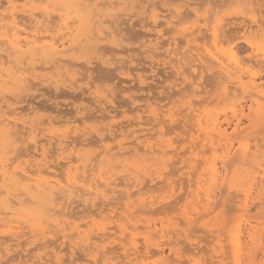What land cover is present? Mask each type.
<instances>
[{"label": "rangeland", "instance_id": "374dc122", "mask_svg": "<svg viewBox=\"0 0 264 264\" xmlns=\"http://www.w3.org/2000/svg\"><path fill=\"white\" fill-rule=\"evenodd\" d=\"M58 1L62 2V7H64L63 8L64 10H62V8H60V10L59 9L56 10L55 13L57 14V12L59 13V11H60L61 14L63 13L62 14L63 17H66L68 20H70L71 23L74 21H75L74 23L78 22V24H75V25H80L82 27V29L79 28L78 31L76 30V32H74V34H76V35L73 36V40H72L73 43L76 42V45L78 47L77 51H76V45H75L74 46L75 48H72L71 50H69L65 54H59V55L43 54V55H39V54L31 53L30 56H28L27 58L26 57L24 58L23 56H15V59H16V61L14 62V64L16 63L15 66L13 65V62H7L5 65V66H7L6 67L7 69H10V71L12 70V74H13L14 78L11 80V82H8L7 76H4L5 79L3 78V80L0 79V97H1L0 105L3 104L2 101H4V104L2 105L3 108H2V106L0 107L1 111L7 112V109L9 110V107H16V106L17 107L22 106L26 110L28 109L27 111H31V113L26 111L24 114L25 115L24 118H27L28 120H30V123L35 124L34 126L37 128V131L35 132V134H38L36 137V140L39 141L38 143L40 146V152L45 150V152L48 153L47 155L44 156V158L42 155H37V161L41 162L44 166L45 165L49 166L50 169H59V170L64 169L63 171L66 172L65 169H67V161H68L67 154L68 153L72 154L73 156H77L78 154H81L80 152H84L85 157L89 160L90 159L89 157H92L91 159H93L96 156L95 154H99L100 153L99 150L102 151L104 149V147H103L104 145L109 146V147L114 146L113 147L114 150H118L119 149V143L121 141H125V140L129 141V140L134 139L135 135L142 134V132L139 131L140 127H146L148 130V127L150 129L152 127V125L157 122L154 119V117L152 116L151 110L157 109V108H163V109H166V112L168 113L169 112L168 110L170 107L171 108L173 107L172 108L173 112L175 109L178 110V111H175V113H176L175 114V118H176L175 123L176 124L174 122L170 123V121L169 122L167 121V123H165V126L163 128V130H167L166 131V132H168L167 135L166 134L164 135L165 138L160 136L158 140H155V143L156 144L158 143L157 146L161 145L163 148L164 147L166 148L168 141H172V142L174 141L175 142V143L173 142L174 146L177 149H175L173 151L176 153L178 152V153H177V155H175L174 152L172 151L169 154H167L168 157L167 156L166 157L168 158V160H166L162 164L159 163V160L158 161L154 160L155 162L152 160H149L148 161L149 163L152 161L151 162L152 164L150 163L151 164L150 167H149V165H147V160H140L139 156H133L131 159H127V161L125 163H123L124 167L119 166L118 168H116L114 170L112 168H109L111 170V172H110V170L109 171L107 170V174H111L113 172H119V174L123 173V174H121L123 177L119 178L118 180L123 179V181L130 183V184H128V185L126 184V186H123L121 188V191L119 190L120 192L118 191L113 196L114 199H113L111 193L107 194L106 196L100 195V196H102L101 197L102 199L99 196H98V198L94 197L92 200L87 199L86 198L87 196L84 197V199H86V201H90L89 204L91 206H92V203L94 200L96 202L98 199L100 200L101 204L99 203V200H98L97 203H99V204H97L95 206V209L97 207H99L100 205H101L100 206L101 209L104 207L110 208L107 211L105 210V213H103V215H96L93 211L94 210L93 206L92 207L90 205L84 206L83 204H81L83 206L78 207V206H76V205H78V203L74 204L75 209L77 211H79V214H80V217H78V222H83L85 220H88V221L93 220V218L91 217L92 215L90 216V214L89 215L87 214V213H89L88 210L91 209V211H93L90 213H92L94 215L95 219L91 222L94 223L96 221L95 222L96 225L91 223L93 226H89V228L87 227L88 230L93 228L91 231L92 234L97 235L98 232L101 233V230L98 229V225L99 226L102 225L101 227L106 226L107 232L109 234L112 233L111 236L108 238V240L106 239L107 241L106 240L98 241V243L100 242L99 247H101V250L99 247H98V249L96 248V250H95V248H94L95 246H93L94 242H92V241L96 240L95 237H94L95 239L90 240L91 244L89 242H86V241H81L80 244H79V242L74 241L72 243L71 241H68V240H70L69 234H71L73 231L71 230L72 231L71 232L70 230L68 231V229H67L64 231L67 234V236H63L62 234H64V233H62L63 232L61 230L62 227H60L59 225L57 226L56 221H54L53 218L51 217L52 216L51 209H49L51 214L48 213L49 211H46L47 207L49 208L50 206L54 205L53 196L45 195L43 193L33 192L32 196H34V197H32L29 193H27L28 190L25 189V182L23 180L19 179V177L17 175L15 176L13 171H11V170H13L12 167L8 168V166H6L8 168L7 169L8 179L6 180V182H4L3 178L0 180V186H1L0 187L1 188L0 189V194H1L0 196H2V197H0V202H3L2 204L0 203L1 204L0 208L7 207L8 201L11 202L12 201L11 199H13L14 201L18 202L17 204H15L16 202L13 203L14 201L12 202L13 204H15L14 207H16V208H14V212L16 211V215H20V217H18L14 213V217L16 216L15 218L17 220H18V218H21V217L23 218L25 216L26 217H25V219L23 218L22 221H20V220L17 221V222L20 221L19 225H21V227L20 228L17 227V233H16L17 236L15 238L8 233H4V236H7V238L3 237V239H2L3 233L0 232V237H1L0 238V244H1V242L6 241L4 244L0 245L1 246L0 247V264H12V263L13 264L14 263L15 264H24L25 262H26L25 264H32L33 260H35L34 256L36 254L40 255V253H41V255H44L43 258H45V259L40 260V261L41 262L44 261L42 263L46 262V264H48V262L50 264H58V262H56L57 261L56 253L62 257L61 260H62L63 264H69V263L74 264L79 259L80 260L76 264H84V263L85 264H95V263L105 264V261H104L105 257H112V260H113L112 263L113 264H115V263H117V264H123V263L124 264H140L139 262L142 260H144L145 263H149V262L151 264L156 263V262L158 263L160 258H161L160 254L152 256V258L150 257V259L149 258H147V259L141 258L140 259V257H142V256H140L139 262L137 261V259L136 260L134 259V261L132 260V262L130 261L128 263L129 259L132 258V256H130V258H129V257H127L126 254L130 251H133L132 247H134V244L131 242L130 238H129V240L126 239V235L122 231H120V230L118 231L117 224L121 220H123V221L126 220V217H127L126 214H129V217L132 218L134 216V214L137 215L138 212H139V214L136 217H133L135 219H133L132 222H135L138 219V221H136L137 223L136 222L135 223H136V225L139 224L140 228H138V230H136L137 231L136 234H138L137 235L138 236V245L142 250L145 249L143 247L145 244L143 237H144V235H146L145 233H147V231H146L147 228L144 226L148 222H150V223L155 222L158 224V227L161 228L164 224H166L167 227L168 226L172 227L171 223L174 221L173 222V224H174L175 221L179 220V221H182L181 225L183 228H181V229L187 230L189 234H191L193 237H196V239H199L200 245L198 246V248H196V250H192L193 245L190 244V241L187 240L185 238V236H182L183 241H181L182 243L180 242V244H178L176 246V249L178 247L177 250L173 251V253L172 252L170 253L169 248H167V252L165 254V259H170L175 264H188L189 258L192 257L194 259L195 258L200 259L202 264H206V263L207 264H216V263L220 264L221 262L219 261V259L224 257V259L226 258V260L223 259L224 260L222 262L223 264H230L231 262L234 263L233 260H231L233 246L230 245V244H232V243H230L231 238L229 239V236H230L229 231L231 232L232 230H230V229H233V227L231 228V226L234 223V220H235V222L239 220L238 219L239 216L240 217L244 216L245 218H248L249 216H247V215H248V212L250 210L251 211L249 213H250V215L253 216L254 219L252 218L253 220L252 219H248V220H252L254 224H255L254 221L257 220L256 217L257 218L261 217V216L264 217V206H262L264 203L262 202L263 204L261 205V201H263V199H264V196H263L264 194L263 195L259 194V196L257 195V198H259L260 196L263 197L262 199L260 197V200H258L256 198V194L259 191L256 192V190L258 188L255 187L254 190H255L256 194L253 190L254 195L252 194L253 197H251V200L256 199L257 201L255 200L254 204L251 201L252 206H250V209L247 210L248 211V212H246L247 214L246 213L244 214V212H241L242 211L241 209L243 207L241 206V209H240V204H241L240 201L243 199L244 195L242 192H239L238 190L240 188H242L243 186L245 188L248 187L249 186V179L246 178V176L240 175V173H238L239 171L234 169L235 167H233L234 170L231 171L232 173L230 172L231 175L229 174V176L226 180L227 182L223 184L224 186L220 185V187H219L220 191L222 190L224 192V190H225V192H226V193L224 192L225 195L223 196V198H221L222 197L221 194H220L221 197H220V195L217 196V197H219V200H220V201L217 200V202H219V203L222 202V205L221 206L219 205L218 208L216 207L217 208L216 210H213L211 208L212 211H210L208 209L206 210V208L203 207V203H201V204L199 203V204H197V206L198 207H199V205L202 206V207L200 206V213L201 214L200 213L195 214L193 216V218H195V219H193L194 221L193 220L192 221L186 220L187 221L186 222L183 219L182 213L184 212V209L185 208L189 209V207H192L194 209L195 208L194 206L196 205L195 202H197V200L192 199L193 196L189 195L188 192H191L193 190V188L195 187L194 184H195V181H197L198 175H194L193 173H196L194 171L199 166L198 165V166L194 167V169L189 168V167H187L188 162H186V161H189V155L191 152L190 147L192 149V146H195L194 144H197L198 142H200V140H201L200 138L203 137L202 135H199L198 133H194L197 131L194 129V128H196L194 125L195 124L194 122H196V121H195V118L192 117V116H194L193 115L194 112H192L193 114L191 113L192 114L191 115L189 112L190 110L189 109L186 110V108L188 106L187 101L190 102L192 100V98L199 99V98L210 97V99L212 101L210 103V104H212V105H210L211 107H214V106L220 107L221 106V109H224L226 107H224L223 104H221V105L217 104L218 101L216 102V100L213 101L214 97H217V95L219 96L221 91H222V89L219 86H220V81H221L220 79H222L223 76L220 75V73H218L217 70L215 71L216 67L214 68L213 66H215V65H211L212 64L211 61H209L210 63L207 62V63H209L208 65H210L209 70H208V74H206L207 73L206 72L204 78L198 79L199 82L200 81H201V83L204 82L203 84H201V85H203V87L199 84V86H200L199 88L202 89L206 86L207 88L204 90H207V91L206 92L203 91L202 93L201 92L200 93L195 92V90L193 89L192 86H190V87H192L191 89H193L194 92L189 90L188 85L190 84V82L189 83H186V82H188L189 79H191L192 75H193V74H189L192 72V71L191 72H189V71L193 70V68H190V67H191V64L193 63V62L191 63L192 59H195L194 58L195 54L193 51L191 53L189 52V50L191 51V48H190L191 46H189V43L186 41V39H187L186 36L183 39V35H185V34L182 35V30H177V27L181 28V27H184L185 25L193 24L195 19L191 15V17L188 20H186L185 22L184 21L181 23L177 22V24L174 22L176 19H178L180 16H182L183 13L185 14L187 12V9H188V11H190V10L194 9L195 7L196 8L198 7L197 9H199V11H202L201 13H203V14H206V12H207L210 15V14H213V11H214V13L219 11V13L222 16L227 17V19H228V17H235L234 18L235 24L230 23L226 28V30H227L226 37H231V36L237 37V35L240 36L241 34H243L242 31H240L241 27L239 24L243 18V13L241 12V10L235 4L234 0H216V1L215 0H212V1L209 0L210 2L208 0H192V1L191 0H180V1L179 0H177V1L176 0H167V1L166 0H131V1L130 0H117L116 3H114L115 2L114 0H110V3H109V0H106L107 2L105 0H96L95 5H91L90 7L83 6L82 8H81V6L78 5L76 0H58ZM103 1H104V4H102ZM112 1H114V2H112ZM170 1H173V2H171V4H170L169 3ZM188 1L190 2V4L192 3L193 5L192 4H191L192 6H189L190 4L187 5L186 3H189ZM195 1L197 2L196 4H195ZM200 1L203 3L202 4L203 7L201 6V3L200 4L198 3ZM97 2H99V4H97ZM204 2H207V3H204ZM136 4H138V5H136ZM148 5H150V6H148ZM92 7L95 8V14H94V8H92ZM169 7H171V8H169ZM206 7L209 9L204 10V9H206ZM255 7L258 9V11L261 10L262 13L260 12V15L263 16L264 11H262V10H264V0H256ZM82 9H84L85 11H82ZM185 9H186V11L184 12ZM75 12H76V14H75ZM55 13H54V15H55ZM116 13H118V14H116ZM166 13H171V14L166 17L165 16ZM187 13H189V12H187ZM258 14H259V12H258ZM73 15H75L77 19ZM106 15L108 18H114V19H109L108 22L111 20V22H109V23L107 22V20H106V22L102 21L104 19H107ZM117 17H118V19H117ZM237 17H239L238 18L239 20L237 19ZM74 18L76 20H74ZM137 19L138 20L140 19V21H137ZM99 20H101L100 21L101 23L99 22ZM167 20L172 21V22H168ZM88 21H94L95 25L86 24V22H88ZM118 21L120 22V24ZM123 21H125V23ZM176 21H178V20H176ZM122 22H123V24H121ZM134 23H137V24L133 25ZM158 23L160 26H158ZM111 24H112V26H111ZM124 24H126V26ZM101 25L108 26L111 30H113L116 34L117 33L118 34L116 35L114 33L111 37H110V35H108L110 37V38H108V36L106 37V35H104V34L102 36L99 32H97V33H96V31L94 32V30L92 32L90 31V30H92L93 26L94 27L96 26L99 29L101 27ZM116 25L120 26L121 29L116 30V29H118V27ZM128 25H129V27H128ZM199 25H200V29L202 31L201 32L200 30H198L199 33L198 32L196 33L197 36H198V34H199V36L200 35L202 36V37L200 36L201 38H199V40L206 39V37L208 38L209 37L208 35L211 34L210 33L211 31H207V29H206L207 28V22L204 20L203 21L201 20V22H199ZM89 26L91 27V29L89 28ZM124 26L126 28L128 27V29H126ZM228 27H229V29H228ZM122 28L125 29V31ZM174 28L176 30H174ZM98 29H96V30L98 31ZM203 29H206V30H203ZM157 30H161L162 31L161 33L165 32L162 35V38L159 37L158 41L161 42L162 41L161 39H163L165 41L162 45L163 46L166 45V46H164L158 50H156L154 47L161 45L162 42L158 43V44H154V42H151L149 40L150 38L154 39L155 37L159 36L157 34ZM117 31H119V32L123 31V32L119 34V32H117ZM141 31H142V35H140ZM138 33H139V35H138ZM96 34H97V37H96ZM89 36H91L93 38H90ZM99 36H101V37H99ZM104 36H105V38L102 39V37H104ZM203 36H206V37L203 38ZM123 37H125V38H123ZM119 39L121 42L119 41ZM175 39H176L175 42H177L178 47L176 46L177 44H175V42H174ZM144 40H146V41H144ZM208 40L209 39H207V41ZM199 42L202 43L201 41H199ZM237 42L239 43V46H241L242 49H244V51H245V52L243 51L244 52L243 56L248 57V56H252L256 53V52L252 51L253 49L248 45L247 41L244 38L238 39ZM77 43H79V44H77ZM107 46H108V48H106ZM112 46H113V48H110ZM103 47H105L107 49V51ZM114 47H116V48L114 49ZM98 48H99V50H98ZM109 48H110V50H109ZM180 48H181V50H180ZM117 49H118V51H117ZM119 49H120V51H119ZM124 50L125 51L127 50V51L125 52ZM152 51H153V53H154V51L155 52L158 51L157 53H159V51H161L160 53L162 55L161 54H159V55L153 54ZM162 51H164V52H162ZM184 51H186V53H185L186 56L183 54ZM175 52H176V55H175ZM177 52H179V54H177ZM163 53H164V56H163ZM169 53L171 54L170 56H169ZM190 55L194 56V57H191ZM171 56L174 57L176 60H177V58H181V57L188 59V60H186V64L183 67V69L180 67L179 68L178 67L170 68V66L168 64L170 61H172V59L170 60ZM35 57H37V59ZM58 57L59 58L62 57L61 59H64V61L62 60L60 62ZM160 58H161V60H160ZM22 59H23L24 63H23V61H21ZM65 60H66V62H65ZM166 61H168V63ZM161 62L163 64H161ZM188 62L190 63V65ZM74 63H76V64H74ZM82 63H84L85 66H83ZM28 64H30V65H28ZM69 64H71V65H69ZM122 64H125V66ZM35 65L37 66L36 68L39 69V70H37V72L41 73V71H42V73L40 74L39 77L33 76L31 73V70H27V67H35ZM50 65L53 66L52 67L53 69L49 68V67H51ZM95 65H97V66H95ZM119 65H121L122 68ZM153 65L155 67H153ZM41 67H48V68H45L44 70H40ZM130 68H131V70H130ZM126 69H127V71H126ZM171 69H173V70H171ZM183 70L186 71L184 75L180 74ZM187 71H188V73H187ZM53 73H54V75H53ZM133 73H134V75H133ZM83 74L86 76V78ZM187 75H189V76H187ZM134 77H135V79H134ZM127 80L128 81L131 80V81L128 82ZM67 82H68V84H67ZM70 86H72V87H70ZM143 86H145V88ZM2 87H3V89H1ZM104 87H107L106 88L107 90H104L105 89ZM108 90H110V91L107 94ZM65 91H66V93H65ZM218 92H220V93L218 94ZM195 93L198 95L196 96ZM199 94H200V96H199ZM156 97H158V98H156ZM173 101L175 102V106H174ZM28 102H29V104H27ZM214 102H215V104L213 105ZM25 104H27V105L25 106ZM146 105H147V107H146ZM148 105H149V107H148ZM157 105H160L161 107L160 106L157 107ZM87 106H89V107H87ZM29 107L30 108L35 107L33 109L34 111H32V109H30ZM140 107H142V108H140ZM144 108L147 109L148 112H146L147 110L144 111ZM184 108H185V110H184ZM103 109H104V111H103ZM182 109H183V111H181ZM141 110H143L144 112H142ZM1 111H0V122H1L0 123V138H2V137L3 138L0 139V142L3 144H0V146H2L4 148L1 147L0 149H2V152L3 153L5 152V153L2 154L1 150H0V154H2L0 157V162L2 163V164L0 163V165H1L0 169L4 170V169H6L4 164L9 163L12 160V159H9V156L11 155V158H13V156L16 153H18V151L16 152V150H14V148H15L14 145L16 146V148L20 147V148H18L20 150V152L21 151L24 152L25 150L26 151H28V150L33 151L35 149V145L33 144L32 136L28 135L27 133L24 134L25 137H24V135L21 137L22 142H20L19 140L17 142V139H16L17 136H15L16 134L14 135L15 136L14 137L13 136L14 133H9L10 131L14 132V130L17 127H15L11 121H8V119H7L8 115L3 114ZM159 111H160V109H159ZM247 112H248V110H247ZM164 113H165V111H164ZM89 114L90 115L93 114L94 116H98V117L91 116L93 118L92 119ZM55 115L59 116V117H63V118L66 117V118H69L72 120L79 118V120H77L78 125L75 124L79 129L75 125H74V128L70 127V126H72L73 123L71 125L70 124H54V125L50 124L49 120L52 119V116H53V118L54 117L58 118ZM106 115L107 116L109 115L111 117H107ZM115 115H117V116H115ZM187 115L188 116L190 115V116L188 117ZM229 115H231V114H229ZM49 116H51V117H49ZM82 116L83 117L85 116L88 119L91 118V120H88L86 118L87 120L85 122H83V120H81ZM103 116L104 117L106 116L107 118L106 117L104 118ZM141 116L144 117V120L148 118L147 120L150 122H148L147 120H146V122H148L149 124L146 123L145 121H142L143 119ZM5 117H6V119H4ZM85 117H84V119H85ZM152 117L154 120L151 119ZM257 117L259 118V115L254 116V119H252L254 123L250 122V120L247 117H244V119H243L244 123L242 124V128L243 129L245 128V129L242 133H244L243 135H245V136H243V135H241V136L245 137V138H247L246 136H248L249 137L248 139H253V138L257 137L259 139V142H258L259 145L261 143L262 146L261 145L260 146L263 148L262 150H264V138H263L264 137V116H263V118H260L258 120H257ZM43 118H44V121H43ZM139 119L142 123L139 121ZM161 119H162V117H161ZM131 121H133V122H131ZM134 121H136V122L134 123ZM152 121H153V123H151ZM129 122H130V124H129ZM173 124H174V126H173ZM178 124H179V126H178ZM166 125H168V126H166ZM12 126H13V128H12ZM103 126H104V129H103ZM156 126H154L149 131H151V132H154L155 130L157 131L158 127L156 128ZM192 126H193V129L191 128ZM7 127L9 129H7ZM171 127H174V128L172 129ZM81 129L84 131H82ZM26 130L27 129H25V132H27ZM79 130H81V131H79ZM116 130L120 136L117 137L115 140H112V138H111L112 134ZM132 130L134 132H132ZM70 131H71L72 135L70 134ZM79 132H80V134H79ZM117 132H114V134ZM39 133H40V135H39ZM52 133L53 134L56 133V134H54L56 136L54 139L49 141L48 137H50L52 135ZM68 133L71 135L70 137H68L69 136ZM81 133H83V136H81L82 135ZM189 133H191V134H189ZM129 135H131V137ZM89 136L91 138H89ZM6 137H7V139H6ZM40 137H41V140H40ZM67 137H68V139H66ZM75 137L77 138L76 139L77 141L80 140L79 145L76 147V151H75V149L74 150L68 149L66 151H63L62 148L65 145H67V143H69L70 140L75 139ZM98 137H99V139L105 138V141L100 143L101 145L100 144L96 145L97 142H96V144H95V142H93V140H95V141L98 140ZM45 138H47V139H45ZM86 138H89V140L87 139L88 141L92 140L91 143H94V144H92V145L88 144L87 146L85 144H83L86 142ZM24 139H26V140H24ZM82 139H84L83 143H81L83 141ZM45 140H46L47 145L45 144ZM178 140H180V142ZM235 140H234L235 142L238 141V139H235ZM53 141L56 143L58 142V143L53 144L54 143ZM193 141H195V142H193ZM196 141H197V143H196ZM163 142L166 144H164ZM161 143H163L164 145H162ZM20 144L22 147L24 145V148H22L24 151L21 149ZM29 144L30 145L33 144V145L30 146ZM176 144L179 145V147H177ZM27 146L30 148H28ZM26 147H27V149H26ZM57 147H59V148H57ZM207 147H205V148H207ZM261 147H260V149H261ZM47 148H49V150ZM194 148H196V149L193 150V154H197L200 151L199 153H200V155H202L203 151L205 150L204 148H202V146H199V143H198V147H194ZM200 148L202 149V151ZM50 149H52V151ZM171 149L172 148H170V151H171ZM8 151H10V152H8ZM96 151H98V152H96ZM207 151H209V150H207ZM212 152L213 151L211 150V152L210 153L207 152V155H206V151H204L206 156H208L209 154L213 155ZM93 154L95 156H93ZM53 155H55V156H53ZM102 155H99V158L102 157ZM2 158H4V159L2 160ZM133 158L136 159V161ZM138 159H139V161H138ZM142 159H145V158H142ZM186 159H188V160H186ZM3 161L4 162L6 161V162L3 163ZM172 161H173V163H172ZM138 162H139V164H138ZM143 162H145V163H143ZM166 162L168 164L170 162L172 163L169 165L170 168H169L168 164L165 165ZM126 163H128V164L125 165ZM157 164H159L160 170H159V167L156 166ZM2 165L4 166V168ZM55 165L57 167L58 166L59 167L58 168L54 167ZM184 165H186V166H184ZM60 166H61V168H60ZM91 166H92V164L88 168H90ZM93 166H95V163ZM142 166H144V167H142ZM135 167H137V168H135ZM147 167H149L150 169H148ZM155 167H156V169H154ZM220 167H221V165H220ZM251 168L253 169V167H251ZM121 169H122V172H121ZM153 169L155 172L153 171ZM150 170L152 171V174H151ZM168 171H170L171 173L169 172V174H167ZM199 171L201 172V170H199ZM233 171H235L237 174L236 173L233 174ZM124 172L127 174H125ZM128 172H129V175H128ZM164 172H166V175H170L171 178L169 176H165V174L163 176ZM142 174L144 175V177ZM158 174H159V176H158ZM124 175H125V177H124ZM136 175L138 178L141 177V179H144V178L146 179L145 183H147V186L149 189L147 190L148 192L145 194V197H147L148 202H150L148 204V206L150 208L148 206L147 207L144 206L145 209L148 210L149 212L146 211L144 209V207H142L143 205L141 204L140 200L137 199L138 197L135 196L136 198L135 197L134 198H135V200H137L138 205H136L135 207L133 206L134 209H133V207L131 209H129V211L131 210V212H132V214H130L125 204L128 200L127 199L128 198V196H127L128 191L129 192L131 191L133 193L134 190L135 191L138 190L136 183L135 182L132 183L133 180H136V179H134V178H137ZM235 175H238V176H235ZM250 175H252L251 172L249 173V176ZM130 176L134 177V178H131ZM153 176H155L156 180L153 178ZM156 176L159 178L157 179ZM164 177H166V178H164ZM242 178H244V180H245V181H242L243 184L240 182H236V181L243 180ZM153 179L157 182H155ZM172 180L175 182H171ZM159 181H160V183H159ZM168 182H171L170 183L171 189H169L170 186L168 185ZM176 182H177V184H176ZM7 183H8V185H7ZM152 184L153 185L156 184V185L153 186ZM234 184H235V186H233ZM236 184H238V185H236ZM239 184H241V185H239ZM172 185H174V186H172ZM12 186H13V188H12ZM175 186L178 188V190L175 188ZM255 186L259 187L258 190L262 189V191H260V193L263 192L264 189L262 187H260L261 186L260 184H257ZM2 188H4V190ZM219 188H218V191H219ZM20 189H21L22 193H20L21 192ZM122 189H124V190H122ZM175 189L177 192L175 191ZM1 191L3 194L1 193ZM14 191H15V193H14ZM26 193L28 194V196H26ZM14 194H16V195H14ZM186 195L187 196L189 195L190 198L187 197ZM27 197H29V199H31V200H27L28 199ZM1 198L3 200H1ZM151 199H152V201H155V202H152ZM191 199H192V201L195 200L193 202L191 201L192 204L190 203ZM6 201H7V204H5ZM108 201H110V202L112 201V203H109V205H107ZM113 202H115L116 204ZM257 202L260 203V205L259 204L255 205V204H257ZM193 203H195V205H193ZM4 204H5V206H4ZM110 204L111 205L113 204L112 207ZM37 205H38V207H37ZM32 206H34V207H32ZM187 206H189V207H187ZM76 207H78V208H76ZM33 208H35V209H33ZM108 208H106V209H108ZM138 208H140L142 210H139ZM39 209H41V211ZM44 209H45V211H44ZM133 210H136V211H134L135 213H133ZM22 211H23V213H22ZM30 211L31 212L34 211V212L38 213L39 217L37 216L38 218H36V216H35L36 213L34 215V212L29 213ZM126 211H128V212L126 213ZM243 211H244V209H243ZM17 212H19V214ZM85 212H86V214H85ZM241 213H242V215H241ZM199 214H200V216H199ZM260 214H261V216H260ZM21 215H24V216H21ZM109 215H111L110 216L111 218L108 217ZM203 215H205V216H203ZM32 216H34L35 219ZM263 217H261V218L263 219ZM39 218L41 220H38ZM45 218H47V219H45ZM123 218H125V219H123ZM261 218L260 219L258 218V220H260L262 222L263 220ZM29 220H30V222H29ZM45 220H47V221H45ZM33 221H37V222L35 223ZM179 221H177L176 224ZM124 222H127V220ZM189 222H192V224ZM15 223H16V220H15ZM29 223H30V225H29ZM40 223H42V224H40ZM49 223L51 224V226L49 225ZM28 225H29V227H28ZM160 225H162V226H160ZM262 225L264 226V222ZM47 226H48V228L49 227L50 228L47 229ZM54 227H55V229H54ZM94 227L96 228V230ZM32 228L33 229L38 228L39 230L37 229L34 231ZM0 229L4 230L5 227L2 226V227H0ZM57 229L59 232L57 231ZM46 230H49L50 232L46 231ZM115 231L118 233H115ZM89 232H87V233H89ZM150 232H151V230H150ZM245 234H247V233L245 232L244 235ZM39 235H41V236L39 237ZM112 235H114L115 237ZM8 236H10V240H7V239H9ZM217 236H220L219 239H222L221 240L222 242L220 243L221 247L219 246L220 252H218V254H220V253L221 254L218 257L215 256V251H214V249H215L214 246L216 245V243L218 241L216 240V242H215L213 240ZM245 236H247V235H245ZM41 237H42V241H41ZM73 239H75V238H73ZM124 239H126V240H124ZM157 239H160V237L159 238L157 237ZM29 240H31V241H29ZM75 240L80 241L79 238H76ZM211 240H212V242L210 243ZM42 242L45 243V245L42 244ZM125 242H126V245L128 247L127 249H125L126 245L124 247ZM257 242H256L257 244L255 242H253V243L249 242L248 244H250V245H248V244L246 245V247L248 248V251H246L247 252V258L246 259H248V261H245V264L246 263L248 264V262H249V264H262V263L264 264V255H263L264 254V246H263L264 240H261V242H259V241H257ZM38 243L40 246L38 245ZM75 243H78V244L75 245ZM260 243H261V246L263 248L260 246ZM85 244H87V245L89 244L92 249L89 247V245L87 246ZM101 245H103V246H101ZM74 246H77V247H74ZM164 246H166V244ZM34 247H36L37 249ZM166 247H168V246H166ZM86 248H87V250L90 248L89 250H91L92 253H93V251H94V253L96 251L97 252L99 251L97 254L96 253L94 254V255H96L95 256L96 259L98 258V260H96L95 257H93L94 255H92V253H90L92 255L91 256L89 254V251L84 250ZM152 248H157V245L153 244ZM32 249H33V251H32L33 253H31ZM249 249H251V250H249ZM255 249H256V252L257 251L258 252L257 253L254 252V254H253V251H255ZM3 250H4V255L2 253ZM55 250H56V252H55ZM52 251H53V253L51 255L50 252H52ZM227 252H229V253H227ZM5 253H6V255H5ZM248 253L250 255L253 254V256L251 257ZM26 254H28V256H25ZM1 255H3V257ZM233 255H234V252H233ZM262 255H263V257L259 258ZM21 256H22V258H21ZM77 256H78V259L75 258ZM7 257L8 258L10 257V260L7 259ZM29 257L30 258L32 257V258L29 260L28 259ZM144 257L146 258V256H144ZM213 257L215 260L213 259ZM249 257H250V259H249ZM72 259H76L77 261L74 260L75 262L71 263L70 260L72 261ZM105 259H107V258H105ZM21 260H22V262H21ZM52 260H55V261L53 262ZM67 260H69V261H67ZM257 260H258V262H257ZM118 261H120V262H118ZM203 261H204V263H203ZM35 262L38 263V261H35ZM211 262H213V263H211Z\"/></svg>", "mask_w": 264, "mask_h": 264}, {"label": "bare ground", "instance_id": "6f19581e", "mask_svg": "<svg viewBox=\"0 0 264 264\" xmlns=\"http://www.w3.org/2000/svg\"><path fill=\"white\" fill-rule=\"evenodd\" d=\"M106 1V0H105ZM115 1V2H114ZM112 2L116 3L117 0H114ZM131 1V0H130ZM167 1V0H166ZM177 1V0H176ZM180 1V0H179ZM192 1V0H191ZM209 1V0H208ZM212 1V0H211ZM216 1V0H215ZM76 2L78 3L79 6H81V8L83 6H88L90 7L91 5H95L96 4V0H76ZM107 2V1H106ZM171 2L173 1H170L169 3L171 4ZM189 2V1H188ZM210 2V1H209ZM235 4L238 6V8L241 10V12L243 13V18L242 20L240 21V31H242L243 34H241L240 36L237 35V37H226V28L227 26L230 24V23H234L235 21V17H224L222 16L219 11L215 12L213 11V14H208L206 12V14H203L201 13L202 11H199V9H197L196 7L190 11H188L187 9V12L189 13H183L182 16H180L178 19V21L175 20L174 23L177 24V22H185L186 20H188L191 15L192 17L195 19L194 23L193 24H190V25H185L184 27H177V30H182V35H183V39L184 37L186 36V41L189 43V46H191V51L189 50V52L191 53L192 51L194 52V56H191V57H194L195 59H192L191 61V67L189 66L190 63H189V67L190 68H193V70H190L189 74H193L192 75V78L189 79L188 82L186 83H189L190 84L188 85L189 87V90L193 91V89L195 90V92H203V91H207V90H204L206 89L207 87L205 86L204 88L200 89L199 87V84H203L204 82L201 83V81L199 82L198 79H201V78H204L205 77V73L208 74V70H209V67L210 65H208L211 61V65H215L213 66L215 68V71L217 70L218 73H220V75L223 76L222 79H220V88L222 89L221 93L218 92V94L220 93V95L217 97H214L213 101L216 100V102L218 101L217 104H223L224 109H221V106L218 107V106H214V107H211L210 104L212 101L210 99V97H206V98H199V99H194L192 98V100L188 102V106L186 108L189 109L190 111V114L192 112H194V117L195 118V121L193 124L195 125L196 128H194L195 130H197L196 132L194 133H198L199 135H202L203 137H201L200 139V142L199 143V146H202V148H204L206 151V155H207V152H211V150L213 151V155L209 154L208 156L205 155L204 151H203V154L200 155V151L197 153V154H193V150H195L196 148L194 147H198V143L196 141L197 144H194L195 146H192V149L190 147V155H189V161H186L188 162L187 163V167L189 168H193L198 166V170L194 171L196 173H193L194 175H198V178H197V181H195V187L193 188V190L191 192H188L189 195L193 196L192 199H195L197 200L196 205L195 203H193V205H195L194 209L192 207H189V209L185 208L184 209V212L182 213L183 214V219L186 221H192L193 219V216L195 214H198L200 213V206L199 207L197 206V204H201L203 203V207L206 208V210H210L212 211L213 210H216L218 208V206L222 205V202H217V200H219V197H217L218 195H220L221 198H223V196L225 195L224 192L221 190L220 191V185L222 186L224 183H226L227 181V178L230 174V172L234 169L238 170L237 172L240 173V175L242 176H246V178L249 179V186L248 187H242V188H238L239 192H242L243 193V199L240 201L241 204H240V209H241V206L243 207L241 210V212H244V214L246 212H248L247 210L250 209V206H252L251 204V201L253 202L254 204V200H251V197H253V190L254 188H258L257 184H260L263 189H264V150H262L263 148L261 147V143L259 145V139L256 137V138H253V139H248L249 137L246 136L247 138L245 137H242L241 135H243L244 133H242L244 131V129L242 128V124L244 123L243 119L244 117H247L250 122H253L252 119H254V116H258L259 115V118L257 117V120L260 119V118H263L264 116V15H260V11H258V9L255 7V3H256V0H234ZM101 3V2H100ZM109 3H110V0H109ZM136 3V2H135ZM197 2L195 1V4ZM199 4L201 3V6H202V2H198ZM204 3H207V2H204ZM74 4V3H73ZM97 4H99V2H97ZM102 4H104V1L102 2ZM187 5L190 4L189 3H186ZM185 4V5H186ZM192 4V3H191ZM189 5V6H192V5ZM198 4V5H199ZM75 5V4H74ZM116 5V4H115ZM114 5V6H115ZM138 5V4H136ZM159 5V4H158ZM183 5V4H182ZM186 5V6H187ZM197 5V6H198ZM150 6V5H148ZM185 6V7H186ZM212 6V5H211ZM233 6V5H232ZM136 7V6H135ZM200 7V6H199ZM203 7V6H202ZM60 8H62V10H64L62 7V2H59L58 0H0V79L3 80L4 76H7L8 78V82H11V80L14 78L13 77V74H12V70L10 71V69H7L5 66L7 62H13V65L15 66L14 62L16 61L15 59V56H23L24 58L30 56L31 53H34V54H39V55H43V54H52V55H59V54H65L66 52H68L69 50H71L72 48H75L74 46L76 45V42H72L73 40V36L76 35L74 34V32H76V30L78 31L79 28L82 29V27L80 25H75V24H78V22L74 23V22H70V20H68L66 17H63V13L61 14L60 11L59 13L57 12V14L55 13L56 10H60ZM94 8V7H92ZM161 8V7H160ZM171 8V7H169ZM141 9V8H140ZM173 9V8H172ZM204 9V8H203ZM209 8L206 7V9L204 10H208ZM260 9V8H259ZM82 11H85L84 9H82ZM162 11V10H161ZM170 11V10H169ZM186 11V9L184 10V12ZM264 11V10H262ZM173 12V11H172ZM209 12V11H208ZM212 12V11H211ZM210 12V13H211ZM259 12V14H258ZM55 13V15H54ZM71 13V12H70ZM84 13V12H83ZM262 13V12H261ZM76 14V12H75ZM94 14H95V8H94ZM93 14V15H94ZM118 14V13H116ZM120 14V13H119ZM167 14V15H166ZM165 16H169L171 13H166ZM54 15V16H53ZM67 15V14H66ZM92 15V16H93ZM102 15V14H101ZM115 15V14H114ZM132 15V14H131ZM75 18L76 16L73 15ZM72 16V17H73ZM120 16V15H119ZM107 17V15H106ZM74 18V20H76ZM93 18V17H92ZM141 18V17H140ZM239 17H237L238 19ZM109 19H114V18H108L107 19H104L102 21L108 22ZM116 19V18H115ZM118 19V17H117ZM169 19V18H168ZM72 20V19H71ZM161 20V19H160ZM171 20V19H170ZM201 20L203 21H206L207 22V31H211L210 35H208L209 37L207 38L206 36H203V38L206 37V39H203V40H199V38H201L198 34V36L196 35V33L198 32V30L201 31L200 29V25H199V22H201ZM239 20V19H238ZM79 21V20H78ZM96 21V20H95ZM101 20H99L100 22ZM114 21V20H113ZM117 21V20H116ZM136 21V20H135ZM137 21H140V19ZM166 21V20H165ZM168 21V20H167ZM174 21V20H173ZM111 22V20L109 21ZM108 22V23H109ZM119 22V21H118ZM125 23V21H123ZM123 22L121 24H123ZM168 22H172V21H168ZM101 23V22H100ZM99 23V24H100ZM139 23V22H138ZM161 23V22H160ZM164 23V22H163ZM179 23V24H180ZM86 24H89V25H95V22L94 21H88L86 22ZM120 24V22H119ZM137 23H134L133 25H136ZM206 24V23H205ZM235 24V23H234ZM97 25V24H96ZM107 25V24H106ZM118 25V24H117ZM116 25V26H117ZM126 26V24H124ZM166 25V24H165ZM98 26V25H97ZM112 26V24H111ZM124 26V27H125ZM140 26V25H139ZM158 26L159 23H158ZM164 26V25H163ZM197 26V27H196ZM118 29L116 30H120L121 27L120 26H117ZM116 27V28H117ZM120 27V28H119ZM123 27V26H122ZM129 27V25H128ZM128 27L126 29H128ZM89 28L91 29V27L89 26ZM94 28V29H93ZM92 30H90L91 32L94 30V32L96 31L99 32L102 36L103 34L106 35V37L108 35H110V37L115 33L113 30H111L108 26H103L101 25V27L98 29L96 26L94 27L93 26ZM154 28V27H153ZM202 28V27H201ZM98 29V31L96 30ZM123 29V28H122ZM170 29V28H169ZM206 29H203V30H206ZM229 29V27H228ZM115 30V29H114ZM115 30V31H116ZM125 31V29H123ZM174 30H176L174 28ZM206 31V32H207ZM90 32V33H91ZM119 32V31H117ZM123 32V31H122ZM122 32H119L122 33ZM140 32V31H139ZM162 31L161 30H157V34L159 35L158 37H153L154 39L150 38L149 40L151 42H154V44H158V43H161V45L164 43L165 40L161 39L162 41L159 42L158 39L159 37L162 38V35L165 33H161ZM180 32V31H179ZM202 32V31H201ZM199 33V32H198ZM88 34V33H87ZM94 34V33H93ZM116 34V33H115ZM118 34V33H117ZM116 34V35H117ZM89 35V34H88ZM139 35V33H138ZM142 35V31H141V34ZM149 35V34H148ZM145 36V35H144ZM151 36V35H150ZM90 38H93L91 36H89ZM96 37H97V34H96ZM101 37V36H99ZM108 36V38H110ZM178 37V36H177ZM180 37V36H179ZM95 38V37H94ZM105 38L102 37V39ZM125 38V37H123ZM181 38V37H180ZM240 38H244L248 45L253 49L252 51L256 52L254 55L252 56H248V57H245L243 56V53L245 52L244 49H242L241 46H239V43L237 42L238 39ZM84 39V38H83ZM207 39H209L207 41ZM82 41V40H81ZM120 41V39H119ZM146 41V40H144ZM176 41V39L174 40V42ZM184 41V40H183ZM199 41H203L202 43H200ZM121 42V41H120ZM185 42V41H184ZM80 43V42H79ZM77 43V44H79ZM171 43V42H170ZM143 44V43H142ZM175 44H177V42H175ZM158 45L156 47H154L156 50L166 46V45ZM172 45V44H171ZM102 46V45H101ZM106 46V45H105ZM122 46V45H121ZM146 46V45H145ZM178 47V44L176 45ZM188 46V47H189ZM172 47V46H171ZM77 45H76V51H77ZM105 48V47H103ZM108 48V46L106 47ZM105 48V49H106ZM110 48H113L110 47ZM109 48V50H110ZM116 47H114L115 49ZM153 48V47H152ZM176 48V47H175ZM102 49V48H101ZM125 49V48H124ZM174 49V48H173ZM188 49V48H187ZM74 50V49H73ZM99 50V48H98ZM103 50V49H102ZM181 50V48H180ZM107 51V49H106ZM118 51V49H117ZM120 51V49H119ZM123 51V50H122ZM125 51V50H124ZM127 51V50H126ZM125 51V52H126ZM176 51V50H175ZM179 51V50H178ZM244 51V52H243ZM158 52V51H157ZM154 51H152L153 54H161L159 51V53H157ZM164 52V51H162ZM170 52V51H169ZM105 53V52H104ZM110 53V52H109ZM182 53V52H181ZM186 51H184V55H185ZM108 54V53H107ZM177 54H179V52H177ZM188 54V53H187ZM104 55V54H103ZM155 55V56H156ZM162 55V54H161ZM171 54L169 53V56ZM175 55H176V52H175ZM115 56V55H114ZM163 56H164V53H163ZM186 56V55H185ZM113 57V56H112ZM189 57V56H188ZM37 59V57H35ZM59 58V57H58ZM62 57L59 58L60 62L64 59H61ZM116 58V57H115ZM114 58V59H115ZM111 59V58H110ZM113 59V58H112ZM172 59V61H170ZM68 60V59H67ZM71 60V59H70ZM161 60V58H160ZM164 60V59H163ZM170 62H169V66L170 68H176V67H180L183 69V67L185 66L186 64V60H188L187 58H184V57H181V58H177V60L171 56L170 58ZM23 61V59L21 60ZM93 61V60H92ZM66 62V60H65ZM154 62V61H153ZM168 63V61H166ZM209 62V63H207ZM24 63V61H23ZM63 63V62H62ZM156 63V62H155ZM154 63V64H155ZM41 64V63H40ZM76 64V63H74ZM115 64V63H114ZM161 64H163L161 62ZM160 64V65H161ZM30 65V64H28ZM27 65V66H28ZM42 65V64H41ZM71 65V64H69ZM81 65V64H80ZM83 66H85L84 63H82ZM81 65V66H82ZM101 65V64H100ZM125 66V64H122ZM156 65V64H155ZM51 66V65H50ZM61 66V65H60ZM80 66V67H81ZM97 66V65H95ZM121 67V65H119ZM37 66L35 65V67H27V70H31V73L33 76H36V77H39L41 73L40 72H37V70H39L38 68H36ZM53 66L49 67V68H52ZM62 67V66H61ZM65 67V66H64ZM107 67V66H106ZM131 67V66H130ZM153 67H155L153 65ZM22 68V67H21ZM24 68V67H23ZM45 68H48V67H41L40 70H44ZM63 68V67H62ZM67 68V67H66ZM69 68V67H68ZM122 68V67H121ZM124 68V67H123ZM53 69V68H52ZM92 69V68H91ZM60 70V69H59ZM62 70V69H61ZM131 70V68H130ZM136 70V69H135ZM134 70V71H135ZM147 70V69H146ZM173 70V69H171ZM80 71V70H79ZM127 71V69H126ZM124 72V71H123ZM131 72V71H130ZM181 72V71H180ZM185 70H183L180 74H185ZM30 73V74H31ZM82 73V72H81ZM84 73V72H83ZM176 73V72H175ZM188 73V71H187ZM186 73V74H187ZM213 73V72H212ZM217 73V74H218ZM85 74V73H84ZM83 74V75H84ZM143 74V73H142ZM54 75V73H53ZM65 75V74H64ZM134 75V73H133ZM145 75V74H144ZM143 75V76H144ZM155 75V74H154ZM80 76V75H79ZM85 76V75H84ZM189 76V75H187ZM28 77V76H27ZM66 77V76H65ZM58 78V77H57ZM86 78V76H85ZM127 78V77H126ZM182 78V77H181ZM190 78V77H189ZM5 79V78H4ZM29 79V78H28ZM42 79V78H41ZM61 79V78H60ZM128 79V78H127ZM135 79V77H134ZM179 79V78H178ZM1 80V81H2ZM52 80V79H51ZM68 80V79H67ZM70 80V79H69ZM183 80V79H182ZM72 81V80H71ZM128 81V80H127ZM131 80H129L128 82H130ZM219 81V80H218ZM74 82V81H73ZM135 82V81H134ZM6 83V82H5ZM33 83V82H32ZM68 84V82H67ZM180 84V83H179ZM75 85V84H74ZM61 86V85H60ZM193 89H191L192 87ZM203 87V85H201ZM62 87V86H61ZM72 87V86H70ZM145 88V86H143ZM147 87V86H146ZM63 88V87H62ZM105 89L104 90H107L106 88L107 87H104ZM3 89V87L1 88ZM130 89V88H129ZM66 90V89H65ZM82 90V89H81ZM88 90V89H87ZM68 91V90H67ZM84 91V90H83ZM110 90L107 91V94ZM184 91V90H183ZM187 91V90H186ZM190 91V92H191ZM60 92V91H59ZM58 92V93H59ZM112 92V91H111ZM181 92V91H180ZM194 92V91H193ZM192 92V93H193ZM204 92V93H205ZM57 93V94H58ZM66 93V91H65ZM64 93V94H65ZM71 93V92H70ZM80 93V92H79ZM191 93V94H192ZM69 94V93H68ZM67 94V95H68ZM110 94V93H109ZM182 94V93H181ZM185 94V93H184ZM196 94V93H195ZM59 95V94H58ZM66 95V94H65ZM70 95V94H69ZM198 94H196L197 96ZM7 96V95H6ZM60 96V95H59ZM89 96V95H88ZM200 96V94H199ZM9 97V96H8ZM95 97V96H94ZM185 97V96H184ZM12 98V97H11ZM85 98V97H84ZM90 98V97H89ZM158 98V97H156ZM216 98V99H215ZM1 99V97H0ZM94 99V98H93ZM194 99V100H193ZM4 100V99H3ZM13 100V99H12ZM25 100V99H24ZM31 100V99H30ZM97 100V99H96ZM105 100V99H104ZM157 100V99H156ZM196 100V101H195ZM32 101V100H31ZM155 101V100H154ZM171 101V100H170ZM156 102V101H155ZM174 102V101H173ZM177 102V101H176ZM2 103L4 104V101H2ZM33 103V102H32ZM1 104L0 107L3 105ZM29 104V102L27 103ZM25 104V106L27 105ZM157 104V103H156ZM215 104V102L213 103V105ZM145 105V104H144ZM150 105V104H149ZM148 105V107H149ZM24 106V105H23ZM31 106V105H30ZM160 106V105H157V107ZM174 106H175V102H174ZM181 106V105H180ZM22 106H16V107H9V110L7 109V112H2L1 111V108H0V111L3 113V114H7L8 117V121H11L13 123V125L15 127H17L14 132L10 131L9 133H14L13 136H17V142L18 140L20 142H22L21 140V137L27 133L28 135H31L32 136V140H33V144L35 145V149L33 151H24L22 148H24V145L23 147L21 146V149L24 151V152H20V150L18 148L20 147H17L14 145V150H16V152L18 151V153H14L15 155L13 156V158H11V155L9 156V159H12L9 163H6L4 164L5 167L8 166V168H13V173L15 174V176L17 175L19 177V179L23 180L25 182V189H27V193H29L31 196L33 195L32 193L33 192H36V193H43L45 195H51L53 196V199H54V205L53 206H50L49 208L47 207V210L46 211H49V209H51L52 211V218L54 221H56V225L62 227L61 231L63 236H67V234L64 232L65 230L68 229V231L72 230L71 234H69V237H70V240H67L68 241H71L72 243L75 241V242H80L81 241H86V242H91L90 240H93L96 238V240L92 241L94 242L93 243V246H95V250L96 248L98 249V247L100 246L98 241H104V240H108V238L111 236V234H109L107 232V228L106 226L105 227H101L98 225V229L101 230V233H97L96 234H92V229L88 230L87 227L89 228V226H93L91 223V221H93L95 218H94V215L90 212H93L96 214V215H103V213H105V210H109L110 208L108 207H104V208H100L97 207L95 209V206L97 204L100 203V200H99V203L98 200L97 202L95 203L93 201L92 203V206L94 207V210L89 211V213H87L88 215L90 214V216L93 218V220H85L83 222H78V217H80V214H79V211H77L75 209V206L74 204L78 203V205L76 206H89L90 204V201H86V199H84V197H86L87 199H93L94 197L98 198V196L101 198L102 196H106L107 194L111 193L112 194V197L120 190L121 191V188L123 186H126V184H130V183H127L125 181H123V179L121 180H118L119 178H122L123 176L121 174L123 173H120L119 172H113L111 174H107V170L109 171L110 169L109 168H112L113 170L118 168L119 166H123V163H125L127 161V159H131L133 156H139L140 160H147V165H149V167L151 166V162L156 160L158 161L159 160V163H163L165 162L166 160H168V156L167 154H169L170 152H172L173 150L177 149L175 146H174V143L172 141H168V144L166 146V148L162 147L161 145H158L155 143V140H158L160 136L164 137V135L168 132H166L167 130H163L164 126H165V123H167V121L170 123L176 121V118H175V111H178V110H174V112L172 111V108L170 109L169 108V112L167 113L166 112V109H163V108H157V109H153L151 110L152 112V116L154 117V119L157 121L156 123H154L152 125V127L149 129L148 127V130L146 127H140L139 128V131L142 132V134H137L135 135V138L132 139V140H129V141H121L119 143V149L118 150H114V146L113 147H109V146H106L104 145V149L102 151L99 150V154H93V156H95L93 159H91L92 157H89L90 159L88 160L85 155H84V152H80L81 154H78L77 156H73L72 154L68 153L67 154V158H68V161H67V169L66 172L63 171L62 169L59 170V169H50L49 166L47 165H43L41 162L37 161V155H42L43 158L45 155H47L48 153L45 152V150L41 151L40 152V146H39V141L36 140V137L38 134H35V132L37 131V128L34 126L35 124L33 123H30V120H28L27 118H24L25 117V112L28 110H26L24 107ZM28 107V106H27ZM37 107V106H36ZM80 107V106H79ZM89 107V106H87ZM147 107V105H146ZM145 107V108H146ZM161 107V106H160ZM3 108V106H2ZM30 108V107H29ZM35 107H31L30 109H32V111H34ZM92 108V107H91ZM142 108V107H140ZM144 108V111H146L147 109ZM156 108V107H155ZM5 109V108H4ZM29 109V110H30ZM39 109V108H38ZM61 109V108H60ZM59 109V110H60ZM81 109V108H80ZM90 109V108H89ZM160 109V111H159ZM96 110V109H95ZM150 110V109H149ZM180 110V109H179ZM185 110V108H184ZM248 110V112H247ZM104 111V109H103ZM142 112H144L143 110H141ZM165 111V113H164ZM183 111V109L181 110ZM180 111V112H181ZM29 113H31V111H27ZM96 112V111H95ZM114 112V111H113ZM148 112V110L146 111ZM150 112V111H149ZM191 114V115H192ZM231 114V115H229ZM88 115V114H87ZM90 115V114H89ZM263 115V116H262ZM56 116V115H55ZM93 116V117H98V116H94L93 114L90 115V117ZM107 116V115H106ZM105 116V117H106ZM117 116V115H115ZM143 116V115H142ZM141 116V117H142ZM188 116V115H187ZM190 116V115H189ZM188 116V117H189ZM262 116V117H261ZM51 117V116H49ZM58 118H53L52 116V119L49 120L50 124L54 125V124H72V128H74V125L77 124V120H79V118L77 119H69V118H63V117H59V116H56ZM85 117V116H84ZM82 116V119L83 122H85L88 118ZM104 117V116H103ZM104 117V118H105ZM107 117H111V116H107ZM106 117V118H107ZM151 117V116H150ZM153 117L151 119H153ZM162 117V119H161ZM184 117V116H183ZM48 118V117H47ZM87 118V119H86ZM92 118V117H91ZM88 119V120H91ZM147 118V117H146ZM187 118V117H186ZM6 119V117L4 118ZM30 119V118H29ZM93 119V118H92ZM142 121H145L148 119H145L144 120V117H142ZM153 119V120H154ZM178 119V118H177ZM193 119V118H192ZM191 120V119H190ZM43 121H44V118H43ZM47 121V120H46ZM138 121V120H137ZM140 121V119H139ZM148 121V120H147ZM192 121V120H191ZM194 121V120H193ZM133 122V121H131ZM136 121H134L135 123ZM141 122V121H140ZM144 122V123H145ZM150 122V121H148ZM146 122V123H148ZM260 122V121H259ZM1 123V122H0ZM42 123V122H41ZM142 123V122H141ZM153 123V121L151 122ZM179 123V122H178ZM254 123V122H253ZM10 124V123H9ZM81 124V123H80ZM109 124V123H108ZM124 124V123H123ZM130 124V122H129ZM149 124V123H148ZM176 124V123H175ZM191 124V123H190ZM6 125V124H5ZM8 125V124H7ZM78 125V124H77ZM84 125V124H83ZM94 125V124H93ZM114 125V124H113ZM112 125V126H113ZM157 125V126H156ZM169 125V124H168ZM166 125V126H168ZM171 125V124H170ZM193 125V126H194ZM76 126V125H75ZM82 126V125H81ZM86 126V125H85ZM107 126V125H106ZM105 126V127H106ZM115 126V125H114ZM113 126V127H114ZM154 126H156V128L158 127V130L154 131V132H151L149 130H151ZM174 126V124H173ZM179 126V124H178ZM193 126L191 127L193 129ZM77 127V126H76ZM108 127V126H107ZM126 127V126H125ZM11 128V127H10ZM13 128V126H12ZM78 128V127H77ZM88 128V127H87ZM90 128V127H89ZM168 128V127H167ZM170 128V127H169ZM172 129L174 127H171ZM7 129H9L7 127ZM25 129H27L25 132ZM47 129V128H46ZM76 129V128H75ZM79 129V128H78ZM98 129V128H97ZM102 129V128H101ZM103 129H104V126H103ZM113 129V128H112ZM119 129V128H118ZM171 129V130H172ZM13 130V129H12ZM42 130V129H41ZM72 130V129H71ZM82 130V129H81ZM79 130V131H81ZM114 130V129H113ZM134 130V129H133ZM132 130V132H134ZM84 131V130H82ZM106 131V130H105ZM148 131V132H147ZM76 132V131H75ZM91 132V131H90ZM114 132H117L114 131ZM112 134V140H115L117 137H119L120 135L117 133ZM131 132V131H130ZM136 132V131H135ZM193 132V131H192ZM38 133V132H37ZM94 133V132H93ZM111 133V132H110ZM56 134V133H54ZM52 133V135L50 137H48V140L51 141L52 139L55 138L56 135H54ZM69 134V133H68ZM70 134H71V131H70ZM69 134L68 137H70L71 135ZM80 134V132H79ZM83 136V133H81ZM191 134V133H189ZM40 135V133H39ZM61 135V134H60ZM111 135V134H110ZM193 135V134H192ZM14 136V137H15ZM75 136V135H74ZM91 136V135H90ZM89 136V138H91ZM131 137V135H129ZM241 136V137H240ZM245 136V135H243ZM25 137V135H24ZM30 137V136H29ZM68 137L66 139H68ZM77 137V136H76ZM75 137V139H72L69 141V143H67V145H65L62 149L63 151H66L68 149L70 150H74L76 151V147L79 145V141L80 140H76L77 138ZM189 137V136H188ZM3 138V137H2ZM0 138V139H2ZM72 138V137H71ZM74 138V137H73ZM79 138V137H78ZM84 138V137H83ZM89 138H86V142H84V139H82L83 141L81 143L85 144L86 146L88 144H94V143H91L92 140L88 141ZM165 138V137H164ZM264 138V137H263ZM7 139V137H6ZM39 139V138H38ZM47 139V138H45ZM88 139V140H87ZM97 139V138H96ZM124 139V138H123ZM161 139V138H160ZM235 139H238L237 142H235L236 140ZM5 140V139H4ZM10 140V139H9ZM26 140V139H24ZM40 140H41V137H40ZM56 140V139H55ZM165 140V139H164ZM167 140V139H166ZM169 140V139H168ZM193 140V139H192ZM235 140V141H234ZM12 141V140H11ZM58 141V140H57ZM68 141V140H67ZM105 141V138H100L98 137V140H93V142H97L96 145L100 144L101 142H104ZM180 142V140H178ZM24 142V141H23ZM54 142V141H53ZM177 142V141H176ZM195 142V141H193ZM52 143V142H51ZM58 143V142H57ZM56 142H54L53 144H57ZM160 143V142H159ZM164 143V142H163ZM161 143L162 145L166 144V143ZM178 143V142H177ZM0 144H3L0 142ZM8 144V143H7ZM10 144V143H9ZM31 144V145H33ZM45 144H46V140H45ZM64 144V143H63ZM179 144V143H178ZM11 145V144H10ZM28 145V144H27ZM30 145V144H29ZM30 145V146H31ZM47 145V144H46ZM101 145V144H100ZM103 145V144H102ZM177 145V144H176ZM12 146V145H11ZM208 146V147H207ZM2 146H0L1 148ZM28 147V146H27ZM26 147V149H27ZM80 147V146H79ZM100 147V146H99ZM116 147V146H115ZM177 147H179V145H177ZM207 147V148H205ZM261 147V149H260ZM4 148V147H2ZM11 148V147H10ZM9 148V149H10ZM30 148V147H28ZM46 148V147H45ZM52 148V147H51ZM59 148V147H57ZM170 148L171 151H170ZM194 148V149H193ZM8 149V150H9ZM49 150V148H47ZM95 149V148H94ZM189 149V148H188ZM201 149V148H200ZM1 150V153L4 154L2 152V149ZM7 150V149H6ZM13 150V149H12ZM52 151V149H50ZM209 150V151H207ZM262 150V151H261ZM4 151V150H3ZM62 151V152H63ZM80 151V150H79ZM202 151V149H201ZM10 152V151H8ZM12 152V151H11ZM15 152V151H14ZM20 152V153H19ZM74 152V151H73ZM98 152V151H96ZM174 152V151H173ZM183 152V151H182ZM83 153V154H82ZM178 153V152H177ZM176 152H174L175 155H177ZM180 153V152H179ZM0 154V157L1 155ZM58 154V153H57ZM103 154V155H102ZM173 154V155H174ZM185 154V153H184ZM56 155V154H55ZM53 155V156H55ZM99 155H102V157L99 158ZM180 155V154H179ZM50 156V155H49ZM52 156V155H51ZM167 156V157H166ZM7 157V156H6ZM177 157V156H176ZM187 157V156H186ZM51 158V157H50ZM142 158H145V159H142ZM172 158V157H171ZM4 158H2L3 160ZM53 159V158H52ZM134 159V158H133ZM132 159V160H133ZM174 159V158H173ZM172 159V160H173ZM136 161V159H134ZM149 160H152L150 163L148 162ZM188 160V159H186ZM59 161V160H58ZM95 161V162H94ZM139 161V159H138ZM175 161V160H174ZM179 161V160H178ZM185 161V160H184ZM199 161V162H198ZM6 162V161H5ZM3 161V163H5ZM142 162V161H141ZM155 162V161H154ZM153 162V163H154ZM1 163V162H0ZM95 163V166H93ZM145 163V162H143ZM157 163V162H156ZM155 163V164H156ZM173 163V161H172ZM171 162L168 164L167 162L165 163V165L168 164V166L170 164H172ZM2 164V163H1ZM92 164V166L90 168H88L90 165ZM128 163H126L125 165H127ZM139 164V162H138ZM142 164V163H141ZM221 167H220V165ZM10 165V166H9ZM146 165V166H147ZM1 166V165H0ZM3 166V165H2ZM63 166V165H62ZM131 166V165H130ZM156 166L159 167V164H157ZM164 166V165H163ZM186 166V165H184ZM183 166V167H184ZM54 167H57L56 165ZM59 167V166H58ZM57 167V168H58ZM128 167V166H127ZM126 167V168H127ZM140 167V166H139ZM144 167V166H142ZM149 167H147L148 169H150ZM233 167H235L233 169ZM253 167V169L251 168ZM4 168V166H3ZM4 170H1L0 169V180L3 178L4 182H6V180L8 179V174H7V169ZM61 168V166H60ZM137 168V167H135ZM170 168V166H169ZM131 169V168H130ZM133 169V168H132ZM142 169V168H141ZM144 169V168H143ZM146 169V168H145ZM147 169V170H148ZM156 169V167L154 168ZM153 169V171H154ZM162 169V168H161ZM252 169V170H251ZM118 170V169H117ZM125 170V169H124ZM123 170V171H124ZM159 170H160V167H159ZM163 170V169H162ZM161 170V171H162ZM201 170V172L199 171ZM116 171V170H115ZM119 171V170H118ZM130 171V170H129ZM149 171V170H148ZM151 171V170H150ZM166 171V170H165ZM192 171V170H191ZM66 174H65V173ZM111 172V170H110ZM121 172H122V169H121ZM138 172V171H137ZM155 172V171H154ZM160 172V171H159ZM170 171H168L167 174H169ZM190 172V171H189ZM251 172L252 175L249 176V173ZM125 173V172H124ZM142 173V172H141ZM157 173V172H156ZM171 173V172H170ZM232 173V172H231ZM236 173L235 171H233V174ZM127 174V173H125ZM131 174V173H130ZM144 174V173H143ZM142 174V175H143ZM151 174H152V171H151ZM169 176L171 178L170 175H166V172L163 173V176ZM237 174V173H236ZM118 175V176H117ZM128 175H129V172H128ZM231 175V174H230ZM132 176V175H131ZM130 176V177H131ZM148 176V175H147ZM159 176V174H158ZM235 176H238V175H235ZM125 177V175H124ZM137 177V175H136ZM140 177V176H139ZM144 177V175H143ZM240 177V176H239ZM131 178H134V177H131ZM153 178L155 179V176H153ZM156 178L158 179L159 177L156 176ZM166 178V177H164ZM168 178V177H167ZM230 178V177H229ZM233 178V177H232ZM127 179V178H126ZM136 180H133L132 183H136V186L138 187V190H134V192L132 193L131 191L127 193V196H128V200L126 202V207L129 211V209H131L133 206L135 207L136 205H138L137 203V200H135V196H137L138 200H140L141 204L143 205L142 207H147L148 204L150 202H148L147 200V197H145V194L148 192L147 190L149 189L148 186H147V183L146 182V179H141L140 178H134ZM153 179V180H154ZM243 180L241 181H236V182H240L243 184L242 181H245L244 178H242ZM156 180V179H155ZM154 180V181H155ZM163 180V179H162ZM165 180V179H164ZM230 180V179H229ZM232 180V179H231ZM260 180V181H259ZM9 181V180H8ZM148 181V180H147ZM157 182V181H155ZM171 182H175V181H171ZM171 182H168V185L170 186V183ZM193 182V181H192ZM260 182V183H259ZM9 183V182H8ZM7 183V185H8ZM160 183V181H159ZM194 183V182H193ZM157 184V183H156ZM155 184V185H156ZM175 184V183H174ZM177 184V182H176ZM191 184V183H190ZM134 185V184H133ZM151 185V184H150ZM153 185V184H152ZM153 185V186H155ZM167 185V186H168ZM238 185V184H236ZM241 185V184H239ZM130 186V185H129ZM174 186V185H172ZM224 186V185H223ZM235 186V184L233 185ZM1 187V186H0ZM7 187V186H6ZM136 187V188H137ZM150 187V186H149ZM13 188V186H12ZM151 188V187H150ZM175 188L178 190V188L175 186ZM218 188H219V191H218ZM1 189V188H0ZM4 190V188H2ZM15 189V188H14ZM19 189V188H18ZM169 189H171V186L169 187ZM175 189V191H176ZM256 190L259 191L255 192L256 194V198H257V195L259 196V194H264V190L263 192L260 193L261 190ZM2 190V191H3ZM124 190V189H122ZM129 190V189H128ZM1 191V193H2ZM21 191V189H20ZM119 191V192H120ZM6 192V191H5ZM11 192V191H10ZM24 192V191H23ZM177 192V191H176ZM232 192V191H231ZM15 193V191H14ZM17 193V192H16ZM22 193V191L20 192ZM26 193V196H28V194ZM126 193V192H125ZM168 193V192H167ZM174 193V192H173ZM226 193V192H225ZM3 194V193H2ZM18 194V193H17ZM24 194V193H23ZM253 194V195H252ZM1 195V194H0ZM11 195V194H10ZM16 195V194H14ZM19 195V194H18ZM102 195V196H100ZM189 195L187 197H189ZM167 196V195H166ZM172 196V195H171ZM229 196V195H228ZM264 196V195H263ZM2 197V196H0ZM20 197V196H19ZM34 197V196H32ZM38 197V196H37ZM48 197V196H47ZM117 197V196H116ZM135 197V198H134ZM226 197V196H225ZM224 197V198H225ZM261 197V196H260ZM260 197L257 198L258 200H260ZM26 198V197H25ZM28 199L27 200H31L29 199V197H27ZM31 198V197H30ZM190 198V197H189ZM217 198V199H216ZM220 198V199H221ZM255 198V197H254ZM263 197H261L262 199ZM33 199V198H32ZM102 199V198H101ZM110 199V198H109ZM114 199V197H113ZM188 199V198H187ZM192 199L190 200V203L192 201ZM216 199V200H215ZM1 200H3L1 198ZM12 201L9 202L8 201V206L7 207H4V208H0V227L4 226L5 229L4 230H1L0 229V232L3 233L2 235V239L3 237H6L7 236H4V233H8L10 234L11 236H13L14 238L17 236V227L20 228L21 225H19V222L22 221V219L25 217H21V218H18V220H20L19 222H17L18 220L15 218L16 216L20 217V215H16V211L14 212V205L17 204L18 202L14 201L13 199H11ZM26 200V201H27ZM36 200V199H35ZM51 200V199H50ZM150 200V199H149ZM193 200V201H195ZM14 201V202H13ZM34 201V200H33ZM152 201V199H151ZM192 201V202H193ZM220 201V200H219ZM257 201V200H256ZM15 204H13V203ZM20 202V201H19ZM30 202V201H29ZM53 202V201H52ZM152 202H155V201H152ZM264 203V199L263 201H261V205ZM1 204L3 202H0ZM5 203V202H4ZM23 203V202H22ZM26 203V202H25ZM109 203H112V201H108L107 202V205H109ZM115 203V202H113ZM0 204V206H1ZM7 204V201L6 203ZM4 204V206H5ZM83 204V205H81ZM101 204V203H100ZM116 204V203H115ZM192 204V203H191ZM260 205V203L257 202V204L255 205ZM111 205V204H110ZM113 205V204H112ZM111 205V207H112ZM189 205V204H188ZM19 206V205H18ZM27 206V205H26ZM91 206V205H90ZM91 206V207H92ZM123 206V205H122ZM141 206V205H140ZM264 206V204L262 205ZM34 207V206H32ZM38 207V205H37ZM76 207V208H78ZM125 207V208H126ZM133 207V209H134ZM144 207V209H145ZM149 207V206H148ZM202 207V206H201ZM214 207V208H213ZM217 207V208H216ZM257 207V206H256ZM29 208V207H28ZM36 208V207H35ZM33 208V209H35ZM108 208V209H106ZM137 208V207H136ZM150 208V207H149ZM212 208V209H211ZM42 209V208H41ZM41 209H39L41 211ZM139 210H142L140 208H138ZM192 209V210H191ZM239 209V210H240ZM244 209V211H243ZM252 209V208H251ZM37 210V209H36ZM35 210V211H36ZM137 210V209H136ZM136 210H133V213H135L134 211ZM146 210V209H145ZM202 210V209H201ZM45 211V209H44ZM87 211V212H88ZM126 211V213L128 212ZM148 211V210H146ZM204 211V210H203ZM251 211V210H250ZM249 211V212H250ZM34 212V211H33ZM33 212H29V213H33ZM37 212V211H36ZM34 212V215L35 213ZM142 212V211H141ZM144 212V211H143ZM149 212V211H148ZM202 212V211H201ZM208 212V211H207ZM248 212V215L249 216L248 218H244L243 217H238V221L235 222L234 220V223L232 224L231 228L233 227V229H230L232 230L231 232L229 231V239L231 238V242L233 246V250H232V256H231V260H233L234 263H230V264H245V261H248L247 258V252L248 251V248L246 247V245L249 243V242H261V240H264V226L262 225L263 222H264V217L263 219L261 217H258L259 219L261 218L263 221L261 222L260 220H258V218L256 217V221L255 224L253 223V216L250 215V213ZM14 213H15V217H14ZM19 214V212H17ZM23 213V211H22ZM49 214H51V212L49 211L48 212ZM81 213V212H80ZM130 214H132L131 210L129 211ZM86 214V212H85ZM139 214V212L137 213V215ZM201 214V213H200ZM199 214V216H200ZM205 214V213H204ZM207 214V213H206ZM209 214V213H208ZM247 214V213H246ZM32 215V214H31ZM30 215V216H31ZM127 217H126V220L127 222H124L126 220H121L118 224H117V229L118 231H122L125 235H126V239L131 240V242L134 244V247H132L133 251H130V252H126L127 254V257L130 258V256H132V258L129 259L128 263L132 260L134 261V259L139 262L140 259L144 258V259H147L150 257L152 258V256H155L157 254H160L161 258L159 260V262L157 263H153V264H175L173 263V261H171L170 259H165V254L167 252V248H169V251L170 253L176 249V246L178 244H180L182 240V236H185V238L187 240L190 241V244L193 245L192 247V250H196V248H198V246L200 245V240L199 239H196V237H193L191 234L188 233L187 230L185 229H181L183 228L182 225H181V222L182 221H179L177 224L175 221V223L173 224V222L171 223L172 224V227H167L166 224H164L161 228L158 227V224L157 223H150L148 222L144 227L147 228V233H145L146 235H144L143 239H144V248L145 249H141L138 245V234L136 230H138V228H140L139 224L136 225V221H138V219L135 221V222H132L133 217H136L137 215L134 214V216L131 218L129 217V214H126ZM242 215V213H241ZM259 215V214H258ZM21 216H24V215H21ZM36 218L39 217L38 213H36ZM38 216V217H37ZM107 216V215H106ZM111 215H109L108 217H110ZM198 216V215H197ZM205 216V215H203ZM246 216V215H245ZM246 216V217H247ZM34 217V216H32ZM46 217V216H45ZM50 217V218H51ZM121 217V216H120ZM15 218V219H14ZM30 218V217H29ZM41 218V217H40ZM38 219V220H41V219ZM111 218V217H110ZM176 218V217H175ZM253 218V219H252ZM28 219V218H27ZM35 219V217H34ZM47 219V218H45ZM107 219V218H106ZM118 219V218H117ZM125 219V218H123ZM177 219V218H176ZM237 219V218H236ZM248 219H252V220H248ZM15 220H16V223H15ZM32 220V219H31ZM81 220V219H80ZM84 220V219H83ZM47 221V220H45ZM108 221V220H107ZM123 221V222H122ZM152 221V220H151ZM194 221V220H193ZM30 222V220H29ZM32 222V221H31ZM33 222H37V221H33ZM40 222V221H39ZM96 222V221H95ZM93 223L94 225H96V223ZM100 222V221H99ZM162 222V221H161ZM165 222V221H164ZM187 222V221H186ZM24 223V222H23ZM26 223V222H25ZM52 223V222H51ZM192 224V222H189ZM42 224V223H40ZM39 224V225H40ZM44 224V223H43ZM54 224V223H53ZM163 224V223H162ZM188 224V223H187ZM235 224V225H234ZM19 225V226H18ZM24 225V224H23ZM30 225V223H29ZM28 225V227H29ZM45 225V224H44ZM47 225V224H46ZM49 225L51 226V224L49 223ZM170 225V224H169ZM177 225V226H176ZM54 226V225H53ZM104 226V225H103ZM108 226V225H107ZM181 226V227H180ZM263 226V227H262ZM56 227V226H55ZM54 227V229H55ZM97 227V226H96ZM115 227V226H114ZM229 227V226H228ZM46 228V227H45ZM50 228V227H49ZM48 226H47V229H49ZM58 228V227H57ZM95 228V227H94ZM110 228V227H109ZM152 228V229H151ZM23 229V228H22ZM33 229V228H32ZM38 229V228H37ZM37 229H33L34 231L37 230ZM59 229V228H58ZM57 229V231H58ZM151 232H150V230ZM39 230V229H38ZM60 230V229H59ZM96 230V228H95ZM94 230V231H95ZM149 230V231H148ZM46 231H49V230H46ZM90 231V232H89ZM32 232V231H31ZM50 232V231H49ZM59 232V231H58ZM89 232V233H87ZM145 232V231H144ZM216 232V231H215ZM247 233L244 235V233ZM35 233V232H34ZM91 233V234H90ZM95 233V232H94ZM115 233H118L115 231ZM121 233V232H120ZM122 233V234H123ZM20 234V233H19ZM26 234V233H25ZM39 234V233H38ZM44 234V233H43ZM123 234V235H124ZM6 235V234H5ZM23 235V234H22ZM42 235V234H41ZM39 235V237L41 236ZM61 235V236H62ZM24 236V235H23ZM33 236V235H32ZM114 236V235H112ZM117 236V235H116ZM213 236V235H212ZM9 239L7 240H10V236H8ZM38 237V236H37ZM95 237V238H94ZM115 237V236H114ZM142 237V236H141ZM157 237L160 239H157ZM215 237V236H214ZM220 236H217L215 239H213L215 242L216 240L218 241L216 243V245L214 246L215 249V256L218 257L220 256V254H218V252H220V243L222 242L221 240L222 239H219ZM1 238V237H0ZM19 238V237H18ZM23 238V237H22ZM62 238V237H61ZM60 238V239H61ZM73 238H79L80 241H76L75 239ZM33 239V238H32ZM44 239V238H43ZM59 239V240H60ZM64 239V238H63ZM82 239V240H81ZM111 239V238H110ZM124 239V240H126ZM228 239V240H229ZM36 240V239H35ZM51 240V239H50ZM58 240V239H57ZM106 240V241H107ZM127 240V241H128ZM155 240V241H154ZM202 240V239H201ZM3 241V240H2ZM31 241V240H29ZM41 241H42V237H41ZM52 241V240H51ZM55 241V240H54ZM113 241V240H112ZM111 241V242H112ZM6 241H3L1 242V244H4ZM23 242V241H22ZM40 242V241H39ZM114 242V241H113ZM212 242V240L210 241V243ZM27 243V242H26ZM69 243V242H68ZM71 243V244H72ZM124 243V242H123ZM182 243V242H181ZM251 243V244H252ZM258 243V242H257ZM256 243V244H257ZM263 243V242H262ZM0 244V245H1ZM25 244V243H24ZM42 244L45 245V243L42 242ZM66 244V243H65ZM78 244V243H75V245ZM83 244V243H82ZM91 244V243H90ZM142 244V243H141ZM140 244V245H141ZM153 244L157 245V248H152ZM166 244V246H164ZM39 245V243H38ZM43 245V246H44ZM87 245V244H85ZM89 245V244H88ZM87 245V246H88ZM126 245V242L124 244V247ZM223 245V244H222ZM250 245V244H248ZM263 245V244H262ZM3 246V245H2ZM40 246V245H39ZM70 246V245H69ZM73 246V245H72ZM78 246V245H77ZM77 246H74V247H77ZM103 246V245H101ZM220 246V247H219ZM224 246V245H223ZM222 246V247H223ZM252 246V245H251ZM260 246H261V243H260ZM259 246V247H260ZM264 246V245H263ZM1 247V246H0ZM37 247V246H36ZM34 247V248H36ZM45 247V246H44ZM43 247V248H44ZM80 247V246H79ZM90 247V245H89ZM250 247V246H249ZM262 247V246H261ZM40 248V247H39ZM42 248V247H41ZM46 248V247H45ZM49 248V247H48ZM73 248V247H72ZM91 248V247H90ZM89 248V249H90ZM100 250H101V247H99ZM127 245H126V248L127 249ZM130 248V247H129ZM200 248V247H199ZM202 248V247H201ZM263 248V247H262ZM2 249V248H1ZM11 249V248H10ZM37 249V248H36ZM70 249V248H69ZM87 250L84 249V250H87L89 251V254L92 253L91 250ZM92 249V248H91ZM131 249V250H132ZM47 250V249H46ZM52 250V249H51ZM66 250V249H65ZM94 250V249H93ZM251 250V249H249ZM258 250V249H257ZM261 250V249H260ZM33 249L31 250V253ZM50 251V250H49ZM48 251V252H49ZM127 251V250H126ZM20 252V251H19ZM56 252V250H55ZM99 252V251H98ZM97 251L95 252L96 254L98 253ZM103 252V251H102ZM105 252V251H104ZM177 252V251H176ZM233 252H234V255H233ZM254 252H256V249L255 251H253V254ZM258 252V251H257ZM256 252V253H257ZM3 255H4V250H3ZM30 253V252H29ZM51 255L53 253L50 252ZM76 253V252H75ZM79 253V252H78ZM88 253V252H87ZM94 251L92 253V255L95 254ZM229 253V252H227ZM252 253V252H251ZM36 254V253H35ZM46 254V253H45ZM49 254V253H48ZM72 254V253H71ZM88 254V255H89ZM249 254V253H248ZM253 254H249L251 257L253 256ZM3 255H1L3 257ZM6 255V253H5ZM17 255V254H16ZM34 255V254H33ZM47 255V254H46ZM50 255V256H51ZM91 255V254H90ZM91 255V256H92ZM256 255V254H255ZM258 255V254H257ZM264 255V254H263ZM260 256L259 258L263 257ZM23 256V255H22ZM21 256V258H22ZM25 256H28V254H26ZM31 256V255H30ZM54 256V255H53ZM81 256V255H80ZM79 256V257H80ZM96 255H94L93 257H95ZM104 256V255H103ZM107 256V255H106ZM142 256V257H140ZM146 256V258L144 257ZM193 256V255H192ZM214 256V257H215ZM225 256V255H224ZM234 256V257H233ZM12 257V256H11ZM14 257V256H13ZM33 257V256H32ZM31 257V258H32ZM35 260H33L32 264H46L45 263H42L44 261H40V260H43L45 258L44 255H35ZM55 257V256H54ZM68 257V256H67ZM114 257V256H113ZM140 257V259H139ZM164 257V258H163ZM196 257V256H195ZM213 257V259H214ZM233 257V258H232ZM30 257L28 258L29 260L31 259ZM61 256L59 254L56 253V259L58 262V264H63L62 260H61ZM76 259H78V256L75 257ZM107 258V259H105ZM104 258V261H105V264H113L112 263V257H105ZM116 258V257H115ZM7 259L10 260V257ZM19 259V258H18ZM37 259V260H36ZM53 259V258H52ZM55 259V260H56ZM76 259H72V261L70 260V262L74 263L75 261H77ZM94 259V258H93ZM96 259V257H95ZM197 258H189L188 260V264H202V262L200 261V259H197ZM221 258L219 259V261L222 263L224 260H226V258L224 259ZM246 259V260H245ZM250 259V257H249ZM258 259V258H257ZM55 260H52L53 262ZM75 260V261H74ZM80 260V259H79ZM78 260V261H79ZM98 260V258L96 259ZM202 260V259H201ZM215 260V259H214ZM253 260V259H252ZM2 261V260H1ZM35 261H38L35 262ZM50 261V260H49ZM51 261V262H52ZM69 261V260H67ZM78 261L76 263H78ZM218 261V262H219ZM22 262V260H21ZM48 262V261H47ZM52 262V263H53ZM66 262V261H65ZM81 262V261H80ZM94 262V261H93ZM98 262V261H97ZM120 262V261H118ZM136 262V261H135ZM147 262V261H146ZM217 262V261H216ZM255 262V261H254ZM258 262V260H257ZM26 263V262H25ZM24 263V264H25ZM69 263V262H68ZM74 263V264H76ZM140 264H151L150 262L149 263H145L144 260L140 261L139 262ZM180 263V262H179ZM187 263V262H186ZM204 263V261H203ZM213 263V262H211ZM220 263V264H221ZM13 264V263H12ZM15 264V263H14ZM48 264H50L48 262ZM70 264V263H69ZM85 264V263H84ZM97 264V263H95ZM117 264V263H115ZM124 264V263H123ZM207 264V263H206ZM217 264V263H216ZM223 264V263H222ZM247 264V263H246ZM249 264V262H248ZM263 264V263H262Z\"/></svg>", "mask_w": 264, "mask_h": 264}]
</instances>
